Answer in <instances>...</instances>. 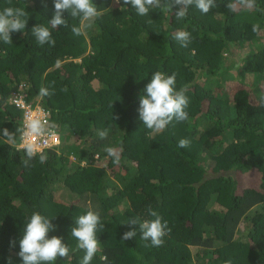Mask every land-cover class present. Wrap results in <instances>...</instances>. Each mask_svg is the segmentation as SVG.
<instances>
[{"label":"trees","instance_id":"1","mask_svg":"<svg viewBox=\"0 0 264 264\" xmlns=\"http://www.w3.org/2000/svg\"><path fill=\"white\" fill-rule=\"evenodd\" d=\"M230 2L217 0L207 14L192 6L178 19L175 9L140 16L122 0H93L102 15L92 26L65 12L68 27L52 30L50 47L39 46L31 29L50 27L53 0H0V11L19 7L29 18L12 43L0 41V264L9 257L22 264L19 240L34 211L52 219L49 237L71 248L70 259L56 263L81 264L85 253L71 228L90 209L104 224L90 264H264V15L229 11ZM180 30L191 34L187 47L175 39ZM156 71L177 73V90L186 87L190 101L189 119L160 133L144 127L137 111ZM20 84L62 132L61 145L35 154L29 167L18 148L22 114L9 104ZM42 87L52 94L41 97ZM181 139L189 146L178 147ZM148 209L171 229L161 247L127 223L152 219ZM128 231L137 235L122 241Z\"/></svg>","mask_w":264,"mask_h":264},{"label":"clouds","instance_id":"2","mask_svg":"<svg viewBox=\"0 0 264 264\" xmlns=\"http://www.w3.org/2000/svg\"><path fill=\"white\" fill-rule=\"evenodd\" d=\"M122 3L123 5H131L140 16L148 15L150 10L156 8H167L170 12L175 9L174 13L178 19L185 18L189 7L192 6L202 14H207L211 9L218 6L217 0H122ZM53 4L55 11L52 18L47 21L50 27L36 24L31 29L39 46L45 44L50 47L55 46L52 30H56L58 26L68 27V21L63 18L65 12L73 19L79 18L81 26L85 28H90L94 21L102 15L93 0H53ZM238 6L248 10H256L264 15V7L258 4V0H233V2L225 5L229 11H236ZM28 19V13L23 8L6 7L0 11V41L5 44L12 43V34L22 32L27 26ZM71 31L78 36L81 34V27L73 25ZM252 31L253 33H259L261 31L260 25L254 24ZM175 39L181 47H187L192 42L191 34L183 30L177 31ZM60 63V60H57L56 66L59 67ZM176 81L177 73L173 72L168 75L156 71L145 86L143 94L139 96V107L137 109L139 119L143 122V126L152 133L164 131L174 121L184 122L189 119V114L186 111L190 103L185 94L187 89L184 87L177 90ZM51 94L47 88L42 87L39 90L41 97ZM17 132L20 133L21 139L51 134L39 118H29L25 129H18ZM2 133L8 143H16V133L10 132L7 128H4ZM98 135L101 139H107L108 130H102ZM189 144L190 141L187 139H181L178 142V147L184 148ZM104 150L108 156L114 158V163L119 164L120 157L116 148L109 146L105 147ZM35 154V146L28 144L26 147L27 159L22 161L24 167L30 166L29 161ZM39 159L41 163H45L48 157L42 154ZM148 215L152 219L133 217L127 223L138 225L140 238L144 241H150V246L161 247L165 242L164 237L170 233L171 229L168 222L157 211L148 209ZM74 225L71 228V236L76 239L78 249L83 250L85 253L81 264H90L100 249L97 232L102 231L104 228L100 213L90 209L86 214L76 218ZM54 230L55 225L52 223V219L35 211L31 214L19 240L20 251L18 256L21 258L22 264H56L58 259L65 261L70 259L71 248L62 242V238L49 237V233ZM136 235V231L125 232L122 241L130 240ZM11 246H15V241L11 242ZM102 259L106 260L107 257H102ZM8 264H11L10 257ZM224 264H232V262L226 260Z\"/></svg>","mask_w":264,"mask_h":264},{"label":"built area","instance_id":"3","mask_svg":"<svg viewBox=\"0 0 264 264\" xmlns=\"http://www.w3.org/2000/svg\"><path fill=\"white\" fill-rule=\"evenodd\" d=\"M26 85L20 84L16 92L10 95L9 104L16 108L22 114V130L25 129L29 118H39L51 134L36 138L25 137L21 139L18 145L19 149H26L28 144H33L36 148V154H40L45 150L53 149L61 145V129L51 125L50 113L43 108L38 101H29L26 92Z\"/></svg>","mask_w":264,"mask_h":264},{"label":"rangeland","instance_id":"4","mask_svg":"<svg viewBox=\"0 0 264 264\" xmlns=\"http://www.w3.org/2000/svg\"><path fill=\"white\" fill-rule=\"evenodd\" d=\"M116 1H117V0H114V2H116ZM262 39H263V42H264V37H262ZM234 77H235V76H234ZM232 81H234V80H232ZM232 81H231V82H232ZM246 81H248V80L246 79ZM69 143H73V144H74V138H73V139H70V140H69ZM77 143H78V142H77ZM69 159H70V160H73V159H74V156H73V155H72V156H69ZM255 180H256V178H255ZM255 180H254V181H255ZM253 184H254V182H253ZM56 264H60V263H56Z\"/></svg>","mask_w":264,"mask_h":264}]
</instances>
